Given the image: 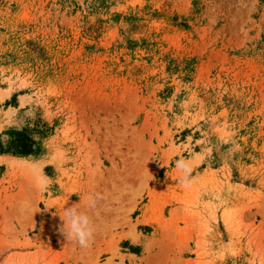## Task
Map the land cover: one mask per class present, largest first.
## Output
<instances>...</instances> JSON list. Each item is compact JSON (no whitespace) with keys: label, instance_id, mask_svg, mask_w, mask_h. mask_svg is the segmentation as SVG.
I'll list each match as a JSON object with an SVG mask.
<instances>
[{"label":"rangeland","instance_id":"rangeland-1","mask_svg":"<svg viewBox=\"0 0 264 264\" xmlns=\"http://www.w3.org/2000/svg\"><path fill=\"white\" fill-rule=\"evenodd\" d=\"M0 264H264V0H0Z\"/></svg>","mask_w":264,"mask_h":264},{"label":"clouds","instance_id":"clouds-1","mask_svg":"<svg viewBox=\"0 0 264 264\" xmlns=\"http://www.w3.org/2000/svg\"><path fill=\"white\" fill-rule=\"evenodd\" d=\"M177 167L181 168V162H177ZM33 183L37 191L47 188L51 179L43 175H34ZM92 208L95 206V199L92 197L85 198L81 203L72 205L63 209V214L59 215L62 220L60 231L67 239L78 242L80 247H90L93 239L95 226L92 218L86 211L81 210V206Z\"/></svg>","mask_w":264,"mask_h":264},{"label":"trees","instance_id":"trees-1","mask_svg":"<svg viewBox=\"0 0 264 264\" xmlns=\"http://www.w3.org/2000/svg\"><path fill=\"white\" fill-rule=\"evenodd\" d=\"M31 143H32V142H31ZM31 143L28 144V143L26 142V144H24V145L22 146V148L19 150L18 153H20V154H24V155H28V154H30V153L32 152V145H31ZM32 144H33V143H32Z\"/></svg>","mask_w":264,"mask_h":264}]
</instances>
